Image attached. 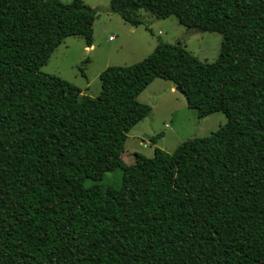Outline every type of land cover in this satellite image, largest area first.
Instances as JSON below:
<instances>
[{
	"label": "trees",
	"instance_id": "16d2710c",
	"mask_svg": "<svg viewBox=\"0 0 264 264\" xmlns=\"http://www.w3.org/2000/svg\"><path fill=\"white\" fill-rule=\"evenodd\" d=\"M99 11L0 0V264H264V0H110L132 25L139 11L173 15L221 46L207 62L183 41L159 43L163 63L109 66L90 97L40 68L67 37L90 48ZM154 79L226 123L127 165L128 133L151 111L138 96ZM112 169L117 191L84 186Z\"/></svg>",
	"mask_w": 264,
	"mask_h": 264
},
{
	"label": "rangeland",
	"instance_id": "374dc122",
	"mask_svg": "<svg viewBox=\"0 0 264 264\" xmlns=\"http://www.w3.org/2000/svg\"><path fill=\"white\" fill-rule=\"evenodd\" d=\"M64 4L72 0H60ZM110 0H84L90 7L100 11L93 23L92 48L83 39L67 37L51 54L48 62L40 68L45 75L58 76L78 87L85 96L96 97L100 92L99 74L109 66H130L146 57L163 63L164 58L156 52L159 43L174 44L183 41L187 51L200 61H213L219 53L222 36L217 32H194L178 22L175 16L156 18L139 11L130 23L131 14H113L107 11ZM109 37H112L109 40ZM83 73V75H82ZM138 100L151 107L149 115L135 125L121 155L127 165L133 163V154L146 157L159 148L172 153L185 140L206 137L226 123L221 112L200 118L190 109L185 97L162 79H154L138 96ZM162 136L151 142V137ZM121 184V171L112 169L96 179L84 181L85 187H97L115 192Z\"/></svg>",
	"mask_w": 264,
	"mask_h": 264
},
{
	"label": "crops",
	"instance_id": "0c3cea01",
	"mask_svg": "<svg viewBox=\"0 0 264 264\" xmlns=\"http://www.w3.org/2000/svg\"><path fill=\"white\" fill-rule=\"evenodd\" d=\"M112 37H109V40L111 39ZM92 48V46L90 47V49ZM173 86V85H172ZM174 87V86H173ZM175 88V87H174ZM133 162H134V154H133Z\"/></svg>",
	"mask_w": 264,
	"mask_h": 264
},
{
	"label": "water",
	"instance_id": "95a60500",
	"mask_svg": "<svg viewBox=\"0 0 264 264\" xmlns=\"http://www.w3.org/2000/svg\"><path fill=\"white\" fill-rule=\"evenodd\" d=\"M175 89H176V91H178V92H179V89H178L177 87H175Z\"/></svg>",
	"mask_w": 264,
	"mask_h": 264
}]
</instances>
